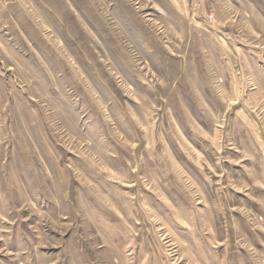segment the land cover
I'll return each mask as SVG.
<instances>
[{"label":"rangeland","instance_id":"obj_1","mask_svg":"<svg viewBox=\"0 0 264 264\" xmlns=\"http://www.w3.org/2000/svg\"><path fill=\"white\" fill-rule=\"evenodd\" d=\"M0 264H264V0H0Z\"/></svg>","mask_w":264,"mask_h":264}]
</instances>
